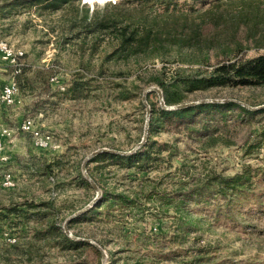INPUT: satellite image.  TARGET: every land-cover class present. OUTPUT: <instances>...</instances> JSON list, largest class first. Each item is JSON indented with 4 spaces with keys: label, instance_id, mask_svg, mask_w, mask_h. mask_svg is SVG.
Segmentation results:
<instances>
[{
    "label": "rangeland",
    "instance_id": "1",
    "mask_svg": "<svg viewBox=\"0 0 264 264\" xmlns=\"http://www.w3.org/2000/svg\"><path fill=\"white\" fill-rule=\"evenodd\" d=\"M12 1L0 0V41L24 57L15 77L12 68L0 71V94L12 78L19 86L15 106L0 101V123L13 131L0 162V215H8L0 216V235L18 242L0 247V264H264V116L209 113L189 128L162 124L152 132V104L164 107L155 92L143 102L146 91L161 90L155 81L264 55V0H173L168 10L162 0H72L58 10L12 9ZM178 99L172 106L217 100L259 110L264 86L180 90ZM148 111L142 147L151 142L165 151L155 153L147 171L95 157L87 163L100 198L103 191L136 194L142 205V211L115 206L111 216L69 228L103 244L105 262L91 249L63 250L54 238L40 240L38 233L52 225L64 231L97 197L90 182L91 188L78 186L86 159L104 149L131 155L142 148ZM26 119L56 147L37 149L18 130ZM206 127L213 134L199 136ZM246 170L233 201L185 205L197 230L177 236L180 193ZM7 174L15 188L2 186ZM7 209L17 212L10 216Z\"/></svg>",
    "mask_w": 264,
    "mask_h": 264
},
{
    "label": "trees",
    "instance_id": "2",
    "mask_svg": "<svg viewBox=\"0 0 264 264\" xmlns=\"http://www.w3.org/2000/svg\"><path fill=\"white\" fill-rule=\"evenodd\" d=\"M71 1L72 0H13L10 3L9 8H41V10H58L61 5L68 4ZM161 4H163L166 10H168L175 4V2L173 0H162ZM134 40L135 37L131 36L129 39H125V42H133ZM155 83L160 86L163 92L164 102L168 106H172L179 101L178 95L180 90L195 92L215 87L225 88L264 86V55L252 59L224 63L214 67L209 73H197L190 76H181L177 74V77L172 78L169 83H164L161 80L155 81ZM230 112H239L243 117H249L251 119L257 116H264V108L259 110H250L247 107H244L233 101L202 103L196 106L178 110L157 108L156 105L152 104L150 130L155 132L158 126L162 124L173 125L179 128H189L193 125H196L195 120L200 116L208 115L209 113H216L219 114L221 118L223 117L226 119L228 113ZM197 134L201 137H210L213 132L207 130L206 127L202 131L197 132ZM260 136L264 140V129ZM163 148L164 147L161 146L158 148L156 143L150 142L131 155L102 153L97 155L93 159V162L109 161L118 165H124V167L129 169L136 168L141 172H145L150 167V163L158 160L157 157H155V153L161 154L163 151H165ZM249 171L250 170H246L244 173L232 177H213L203 185L196 186L185 193H180V203L175 206L177 218L175 217L174 219L176 222L177 234H179L177 236H186L194 232V230H197V225L192 217V214L189 209H185V205L192 202L196 204H209L216 199H222V201H233L239 186H241L249 176ZM90 177H92V179L96 182L93 175L90 174ZM77 181L79 184L78 186L82 188H91L89 181H87L82 173L78 176ZM183 188L184 187H182V189ZM144 198L150 200L149 202H151L152 198L150 196ZM115 206L118 208L120 207L129 210L142 211V205L138 201V195L134 194L133 196H129L125 193L115 194L111 191H103L102 197L95 207L71 220L69 222V228L80 222H96L97 220H100L99 217L102 215L111 216L113 210H115ZM7 211V214L11 216L17 212V209H7ZM164 214H167V212H164ZM0 216L2 218H6L5 216L8 215ZM38 237L40 240L54 238L56 246L61 247L63 250L81 251L84 249H91L94 251L97 257H99V259L102 257V252L98 248L85 241H77L69 237L63 231V229L57 228L53 225L50 226L46 231L38 233ZM98 245L101 248H104L103 244L99 242Z\"/></svg>",
    "mask_w": 264,
    "mask_h": 264
},
{
    "label": "built area",
    "instance_id": "3",
    "mask_svg": "<svg viewBox=\"0 0 264 264\" xmlns=\"http://www.w3.org/2000/svg\"><path fill=\"white\" fill-rule=\"evenodd\" d=\"M23 55L18 53V49H10L9 46H0V71L5 68H12L14 70L13 77L21 72V60ZM19 95V86L12 78L8 81L1 90L0 101L6 107H13L16 105ZM18 130L23 134L31 135L33 145L40 150H48L55 148L56 145L51 142V135L41 132L35 125L34 120L26 119L22 121L18 127ZM13 131L0 123V162L6 161L4 157V138L12 136ZM2 186L11 189L15 188L16 181L13 175L7 174L3 176ZM18 242L14 235L4 233L0 235V247L14 246Z\"/></svg>",
    "mask_w": 264,
    "mask_h": 264
},
{
    "label": "water",
    "instance_id": "4",
    "mask_svg": "<svg viewBox=\"0 0 264 264\" xmlns=\"http://www.w3.org/2000/svg\"><path fill=\"white\" fill-rule=\"evenodd\" d=\"M150 92L157 93V95L159 97V100H160V102L162 104V107H164L167 110H178V109H183V108H187V107L196 106V105H199V104H202V103H218V102H221V101H217V100H205V101H200V102H195V103H190V104H184V105H178V106L168 107L165 104V102H164L163 92L160 89H158V88H151L148 91H146L145 94H144V96H143V102H144L145 105H147V95ZM224 102H226V101H224ZM234 102L239 103L240 105H242L244 107H247L248 109L257 110V109L251 108V107H249V106H247V105H245L243 103H240V102H237V101H234ZM262 108H264V107H262ZM259 109H261V108H259ZM149 120H150V111H148V117H147V121H146V128H145L144 138H143L142 142L139 144V146L137 147V149L140 148V147H142L145 144V142H146V139H147V136H148ZM102 153H112V154L128 155V153H123V152H118V151H114V150L104 149V150L97 151V152L93 153L88 159H86V161L84 162V164L82 166V170H83V173H84L85 178L96 189V191H97V197L94 199V201L88 207H86L85 209L79 211L74 216H72L71 218L68 219V221L65 223L64 231H65L66 235H68L69 237H71V238H73V239H75L77 241H85V242L93 245L94 247L98 248L102 252V254H103V261L105 262L106 252L96 242H94V241H92L90 239H83V238L75 237L72 234V232L70 231L69 227H68L69 221H71L72 219L76 218L77 216L81 215L82 213L86 212L88 209H90L91 207H93L97 203L98 199L101 196V192H100L99 187L92 180V178L88 175L87 163L89 162V160H91L92 158H94L97 155L102 154Z\"/></svg>",
    "mask_w": 264,
    "mask_h": 264
},
{
    "label": "bare ground",
    "instance_id": "5",
    "mask_svg": "<svg viewBox=\"0 0 264 264\" xmlns=\"http://www.w3.org/2000/svg\"><path fill=\"white\" fill-rule=\"evenodd\" d=\"M0 46H9L7 43H5V41L3 42V41H0ZM10 49H13L11 46H10ZM18 53L20 54V55H23L24 56V53L23 52H21V51H18Z\"/></svg>",
    "mask_w": 264,
    "mask_h": 264
},
{
    "label": "crops",
    "instance_id": "6",
    "mask_svg": "<svg viewBox=\"0 0 264 264\" xmlns=\"http://www.w3.org/2000/svg\"><path fill=\"white\" fill-rule=\"evenodd\" d=\"M2 124V123H1Z\"/></svg>",
    "mask_w": 264,
    "mask_h": 264
}]
</instances>
